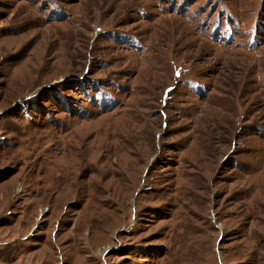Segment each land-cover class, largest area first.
Listing matches in <instances>:
<instances>
[{
  "label": "rangeland",
  "instance_id": "1",
  "mask_svg": "<svg viewBox=\"0 0 264 264\" xmlns=\"http://www.w3.org/2000/svg\"><path fill=\"white\" fill-rule=\"evenodd\" d=\"M0 264H264V0H0Z\"/></svg>",
  "mask_w": 264,
  "mask_h": 264
},
{
  "label": "bare ground",
  "instance_id": "2",
  "mask_svg": "<svg viewBox=\"0 0 264 264\" xmlns=\"http://www.w3.org/2000/svg\"><path fill=\"white\" fill-rule=\"evenodd\" d=\"M185 175V174H184ZM183 177V176H182ZM183 190V189H182ZM185 190V189H184ZM178 191V190H177ZM180 193H181V191H180Z\"/></svg>",
  "mask_w": 264,
  "mask_h": 264
}]
</instances>
